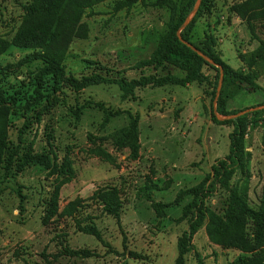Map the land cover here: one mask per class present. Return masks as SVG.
<instances>
[{
    "label": "rangeland",
    "instance_id": "obj_1",
    "mask_svg": "<svg viewBox=\"0 0 264 264\" xmlns=\"http://www.w3.org/2000/svg\"><path fill=\"white\" fill-rule=\"evenodd\" d=\"M32 0H0V36L10 45L0 55V84L16 105L33 99V71L38 63L10 70L7 67L35 50L15 42L26 5ZM105 0L86 14L82 23L87 37L68 43L67 72L82 76L99 72L109 77L138 78L169 72L183 76L173 65L158 70L143 66L156 49L167 23L185 0ZM243 0H208L197 19L191 40L205 46L208 36L217 39L215 50L234 69L252 71L243 55L259 41L252 38L246 20L233 7ZM129 3V2H128ZM264 38V25L257 23ZM208 81L188 86L139 87L134 97L124 98L116 84H101L75 91L63 82L48 78L41 115L25 124L23 110L9 117L10 147L29 148L51 158L52 167H13L0 174V264H176L178 237L188 227L178 221L192 200L190 189L211 172L218 158L229 152L233 125L213 120L211 95L217 70L204 66ZM218 79V84H219ZM251 86H227L224 95L229 111L264 104V73ZM224 85V82H223ZM218 87V85H217ZM223 88V86H222ZM217 92V90H216ZM264 109V108H263ZM259 109V110H263ZM258 111V110H255ZM251 111L249 113L255 112ZM106 112L114 113L105 121ZM131 115L139 116L140 149L136 157L113 140L112 134L127 127ZM245 147L250 153L249 205L258 209L264 196V112L248 117ZM70 168L73 173L61 172ZM71 177L61 188L59 208L77 197L85 199L76 217H48L54 187L60 176ZM237 175L234 181H240ZM146 183L156 184L153 197L165 203L158 216L151 202L138 194ZM117 186L123 203L120 220L90 199L99 187ZM228 192L221 188L208 204L218 212L227 207ZM88 215L102 232L104 242L81 231ZM253 232L254 223L248 221ZM194 250L186 264H197L199 252L205 264H236L251 253L225 248L212 241L207 220L193 239ZM90 250L92 256H77L69 250Z\"/></svg>",
    "mask_w": 264,
    "mask_h": 264
},
{
    "label": "trees",
    "instance_id": "obj_2",
    "mask_svg": "<svg viewBox=\"0 0 264 264\" xmlns=\"http://www.w3.org/2000/svg\"><path fill=\"white\" fill-rule=\"evenodd\" d=\"M103 1L105 0H32L26 5V14L15 42L21 46L34 47L35 50L17 62L8 64L7 67L15 71L24 66L38 63L32 73L33 99L27 100L24 105L17 106L0 84V174L2 170L9 174L13 167L22 171L31 164L49 168L53 166L51 158L45 154L34 153L31 148L22 151L20 146L22 141L17 147H10L8 136L9 117L18 108L23 110L24 126H27V122L31 121L34 116L40 118L44 107L43 100L48 98L45 93L48 78L56 82H63L75 91L95 85L116 84L122 91V96L129 98L135 96V91L139 87L203 84L208 81L204 66L209 65L217 70V80L211 95L213 120L220 124L233 125V130L229 134V152L224 157L218 158L212 165L211 172L199 184L190 189L192 200L184 206L182 215L177 219L178 221L187 220L188 227L178 237L176 264H186V255L194 250V236L206 220L207 233L212 241L222 244L225 248L233 247L251 253L246 259L236 264H264V196L258 209L249 205L248 163L250 153L245 147L248 117L250 114L264 112V109L223 121L216 117L214 99L220 78V68L206 61L181 41L177 34L197 0H185L179 11L173 13L152 57L143 63V66H152L154 70L170 64L184 71L183 76L169 72L165 75L143 74L138 78L128 79L126 77H109L99 72L80 77L68 73L65 65L68 43L73 37H87L88 27L82 23V18L86 14H92L93 7ZM133 2L134 0H125L122 3L130 5ZM207 3L208 0H203L199 11L189 25L182 30L181 35L222 66L224 85L217 101L216 110L222 115L235 114L243 109L232 111L227 109L225 87L251 86L257 89L259 85L256 79L261 73H264V38L257 34V23L260 22L264 25V0H243L233 7L235 12L246 20L252 38L259 41V45L254 50L243 55L248 67L252 69L249 72L234 69L227 64L215 50L217 39L212 35L208 36L203 47L192 42L191 33L197 19L208 5ZM9 45L10 43L0 36V55L8 49ZM113 116L114 113L106 112L105 121H109ZM139 121L138 115H131L130 124L112 134L113 140L121 147L128 148L132 157H136L140 149ZM69 171L71 174L73 173L70 168L63 167L61 169L64 174ZM237 175H241L240 181H234ZM70 178V176L61 175L57 180L51 206L47 213L48 217H76L77 213L81 212L85 202V199L81 197L69 201L63 209L59 208L61 188ZM156 186V184L146 183L138 189V194L151 202V206L158 216H163L167 205L154 199L153 190ZM221 188L228 192V199L225 210L218 212L208 204V200ZM90 199L101 203L104 212L120 220L123 203L120 189L117 186L99 187ZM87 218L90 221L84 225L80 220L77 221L79 229L104 242L102 232L95 223L94 217L88 215ZM249 220L254 223L253 232L247 230ZM69 252L77 256L93 255L90 250L86 249L69 250ZM195 256L197 264H205L204 258L199 252H195Z\"/></svg>",
    "mask_w": 264,
    "mask_h": 264
},
{
    "label": "water",
    "instance_id": "obj_3",
    "mask_svg": "<svg viewBox=\"0 0 264 264\" xmlns=\"http://www.w3.org/2000/svg\"><path fill=\"white\" fill-rule=\"evenodd\" d=\"M202 3H203V0H197L196 1V4H195L193 10L191 11L190 15L186 18L185 22L182 24V26L178 30L177 34H178V37L180 38L181 41H183L185 44H187L189 47H191L194 51H196L199 55H201L206 61H208L210 64L216 65L217 67L220 68V71H221L220 72V80H219V84H218V87H217L216 96H215V99H214V109H215L214 112H215L216 117L219 120L223 121V120H227V119L237 118L238 116L244 115V114L249 113L251 111L263 109L264 108V104L263 105H257V106H254V107H248V108L243 109V110H241V111H239V112H237L235 114H230V115H222V114H220L216 110L217 101H218V98H219V96L221 94L222 86H223V82H224V72H223V68H222V66L220 64H217L215 62V60H213L208 55H206L203 51H201L200 49H198L193 43H191L190 41L185 40L182 37V35H181L182 30H184L189 25V23L191 22L192 18L199 11Z\"/></svg>",
    "mask_w": 264,
    "mask_h": 264
}]
</instances>
